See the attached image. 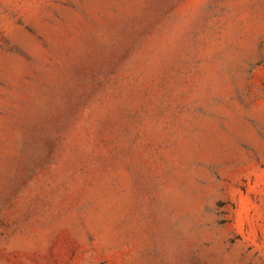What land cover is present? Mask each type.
I'll list each match as a JSON object with an SVG mask.
<instances>
[{"label":"rangeland","instance_id":"obj_1","mask_svg":"<svg viewBox=\"0 0 264 264\" xmlns=\"http://www.w3.org/2000/svg\"><path fill=\"white\" fill-rule=\"evenodd\" d=\"M0 264H264V0H0Z\"/></svg>","mask_w":264,"mask_h":264}]
</instances>
